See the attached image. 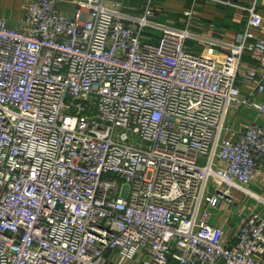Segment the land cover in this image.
I'll return each mask as SVG.
<instances>
[{
  "label": "built area",
  "instance_id": "2783aa9c",
  "mask_svg": "<svg viewBox=\"0 0 264 264\" xmlns=\"http://www.w3.org/2000/svg\"><path fill=\"white\" fill-rule=\"evenodd\" d=\"M123 1L0 17V264H264V198L231 243L211 225L264 164V125L225 137L232 111L264 121L239 86L264 95L257 3L229 43L190 31L194 7L180 29Z\"/></svg>",
  "mask_w": 264,
  "mask_h": 264
},
{
  "label": "crops",
  "instance_id": "0c3cea01",
  "mask_svg": "<svg viewBox=\"0 0 264 264\" xmlns=\"http://www.w3.org/2000/svg\"><path fill=\"white\" fill-rule=\"evenodd\" d=\"M30 1L32 0H0V17L7 21L10 28H20L26 16V7ZM255 2L257 3V12L264 18V0H233L232 5L216 4L208 0H153L151 8L154 12V19L159 23L184 29L186 28L184 13L194 7L190 31L200 36L230 43L246 30L248 12L244 8H251ZM146 4V0H124V12L140 15L144 12ZM57 8L61 13L73 17L77 10V0H57ZM253 35L255 39H264V23L259 29L253 31ZM202 47L209 48L207 46ZM213 50L214 53H221L217 48H213ZM245 64L251 67L257 66V63L253 62L248 56L245 57ZM239 86L243 97L258 101L264 100V95H259L255 91V83L240 80ZM253 124L264 125L263 119L253 108L244 107L232 111L227 119L228 132L225 137L230 138L231 133L243 132ZM246 190L249 194H243L250 200V203L242 206V209L236 211L235 214L228 212V215L224 217L221 211L229 207L225 203H222L217 209L219 211H213L211 225L224 231V241L227 243L234 240L235 233L243 221L253 212L261 209L259 202L252 195L264 198V164L261 167L260 176ZM234 203L238 204L237 200ZM260 212L264 218V209L262 208ZM113 259H116L115 255H111V260ZM126 264L139 263L128 262Z\"/></svg>",
  "mask_w": 264,
  "mask_h": 264
},
{
  "label": "rangeland",
  "instance_id": "374dc122",
  "mask_svg": "<svg viewBox=\"0 0 264 264\" xmlns=\"http://www.w3.org/2000/svg\"><path fill=\"white\" fill-rule=\"evenodd\" d=\"M158 36H159V33L158 32H155L153 30H147V33L144 34L143 38H144V40H146L148 42H150V38L153 39L154 42H156L157 41L156 37H158ZM232 196L236 198L238 204L237 203H234V204H231L230 205V204L225 203L229 207L228 208H224V210L221 211L222 214L224 215V217H226L228 215L227 214L228 212H232V214H235L236 211L242 209L241 208L242 206H246L247 203H250V200H248V198L245 197L242 192H239V191L234 190V191H232ZM217 211H219V210H217Z\"/></svg>",
  "mask_w": 264,
  "mask_h": 264
}]
</instances>
